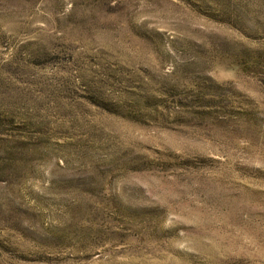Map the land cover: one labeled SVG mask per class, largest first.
I'll use <instances>...</instances> for the list:
<instances>
[{
    "label": "rangeland",
    "instance_id": "rangeland-1",
    "mask_svg": "<svg viewBox=\"0 0 264 264\" xmlns=\"http://www.w3.org/2000/svg\"><path fill=\"white\" fill-rule=\"evenodd\" d=\"M0 264H264V0H0Z\"/></svg>",
    "mask_w": 264,
    "mask_h": 264
}]
</instances>
